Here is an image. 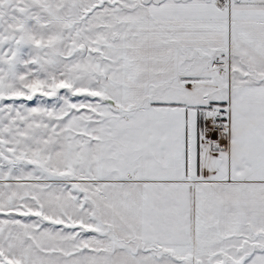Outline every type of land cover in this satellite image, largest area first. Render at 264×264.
I'll list each match as a JSON object with an SVG mask.
<instances>
[{
    "label": "snow or ice",
    "instance_id": "obj_1",
    "mask_svg": "<svg viewBox=\"0 0 264 264\" xmlns=\"http://www.w3.org/2000/svg\"><path fill=\"white\" fill-rule=\"evenodd\" d=\"M0 264H264V0H0Z\"/></svg>",
    "mask_w": 264,
    "mask_h": 264
}]
</instances>
